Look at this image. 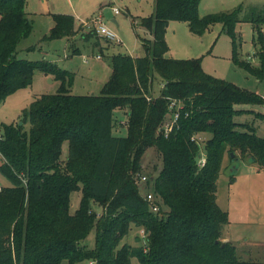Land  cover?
<instances>
[{
  "label": "trees",
  "instance_id": "trees-1",
  "mask_svg": "<svg viewBox=\"0 0 264 264\" xmlns=\"http://www.w3.org/2000/svg\"><path fill=\"white\" fill-rule=\"evenodd\" d=\"M153 13L134 23L149 39H140L141 57H111V75L99 95L69 94L73 73L49 61L18 58L32 32L24 0H0V103L30 86L39 70L59 82L55 94L40 95L22 110L20 123L0 125V264H264L241 260L231 243L220 241L227 212L216 200L225 155L264 170V138L235 118L264 106V95L205 73L201 59L166 56L169 22L187 23L202 35L220 24L232 40V61L264 82V13L242 8L200 17L201 0H154ZM53 27L42 41L71 38L74 19L52 15ZM252 23L258 32L257 65L240 60L234 28ZM85 38L95 35L90 31ZM161 85L152 96L153 82ZM263 96V97H262ZM181 102L178 120L164 132L170 103ZM125 114L124 137H115L113 112ZM256 119L264 121L263 113ZM28 124V129H25ZM68 153L61 160L62 145ZM160 157L146 187L155 197L153 212L135 183L147 150ZM204 153V165L199 166ZM81 193L71 211L70 195ZM94 206L101 207L98 213ZM146 238L136 247L120 246L130 226ZM94 231V244L86 239Z\"/></svg>",
  "mask_w": 264,
  "mask_h": 264
},
{
  "label": "rangeland",
  "instance_id": "rangeland-1",
  "mask_svg": "<svg viewBox=\"0 0 264 264\" xmlns=\"http://www.w3.org/2000/svg\"><path fill=\"white\" fill-rule=\"evenodd\" d=\"M153 1L45 0V8L47 7L52 15L70 16L74 19V23L78 24L79 21H89L93 17L92 15L100 10L107 21L108 28L122 42V45L107 44L104 40L100 41L96 36H92L90 41L102 42V49L91 51L90 48L83 49V46L78 45L81 54L72 55L73 50L69 48L68 51L65 48L64 51L63 49L64 38L51 41L40 40L49 34L52 17H41L44 16L45 11L41 0H24L25 9L29 13L27 17L32 21L33 26L30 36L20 43L18 50L35 43H39V45L35 51L29 53L19 51L18 58L29 61H47V58L43 56L44 53L55 57L59 56L61 59L55 64L60 69L73 73V82L69 87V94L75 96L99 95L102 86L110 78L111 57L113 55L128 56L130 54L133 57L143 55L140 39H148L149 37L140 26L134 28L132 21L139 22L141 18L150 16L153 12ZM238 7L242 8L240 17L248 15L250 10L264 13V0H201L198 13L200 17H204L209 14L231 12ZM112 8L119 10V14L115 16L118 26L111 22ZM260 32L264 40V25ZM78 34L80 35L81 32ZM234 34L237 39L238 58L256 66L254 54L259 47V35L253 24L249 22L237 23ZM165 42L168 47L167 57L179 60L201 59V68L205 73L230 82L239 88L263 94L264 82L256 83L257 80L254 77L234 65L232 40L222 32L220 24L211 25L202 35H197L189 30L187 23L172 21L166 27ZM63 51L65 55L68 52L71 54L69 59H62L65 56ZM96 55H99V60L95 59ZM59 87V82L52 75L36 70L30 86L17 90L0 103V125L20 123L22 110L27 108L33 99L40 95L55 94ZM160 89V82L155 80L152 86V96L158 97ZM235 108L251 109L254 107L236 105ZM255 115L243 114L235 119L247 123L253 127L258 137L264 138V121L256 119ZM113 118L115 128L112 135L124 137L126 134L125 114L121 110H115ZM25 129H28V124H25ZM67 153L68 145L64 142L61 160L66 158ZM141 165L143 175L156 174L161 166L160 157L153 149L147 150ZM253 166L246 160L236 162L232 160L230 154L225 155L217 181L216 195L219 206L228 215V222L223 225V230L232 235L239 258L264 262V170ZM1 182L10 186V183L6 180L4 182L0 176V186L2 185ZM80 196L79 191L70 195L71 211L77 208ZM96 207L98 206H94V209ZM96 211L100 213L101 207L97 208ZM140 235V229L131 225L120 246L125 244L132 247L139 246L143 242ZM86 244L89 248L93 247V230L88 234ZM131 264L139 263L136 258H131Z\"/></svg>",
  "mask_w": 264,
  "mask_h": 264
},
{
  "label": "built area",
  "instance_id": "built-area-1",
  "mask_svg": "<svg viewBox=\"0 0 264 264\" xmlns=\"http://www.w3.org/2000/svg\"><path fill=\"white\" fill-rule=\"evenodd\" d=\"M112 11L115 15L119 14V10L117 8H112ZM79 25L81 28L87 29V30H92L97 36L102 38L104 41L109 42V43H114L117 45H122L121 40L119 37L108 28L105 20L103 19L102 15L100 13L95 14L89 21L83 22L79 21ZM130 57L131 55L128 54ZM99 58V56H97ZM181 102L173 100L170 103V110L171 113L168 117L167 123L164 125L163 130L165 133L171 130L173 124L178 120L179 117V110L181 109ZM264 111V108H263ZM205 158H204V153L200 154V158L198 161V165L202 166L204 165ZM147 176L145 175H137L135 178V183L137 184L138 188L140 189V193L143 196V198L149 203V207L153 212L158 211V205L155 202V197L150 192L149 189L146 187V178ZM140 239L144 242L146 238V233L142 228H140ZM142 242V243H143ZM88 264H93L92 262Z\"/></svg>",
  "mask_w": 264,
  "mask_h": 264
},
{
  "label": "crops",
  "instance_id": "crops-1",
  "mask_svg": "<svg viewBox=\"0 0 264 264\" xmlns=\"http://www.w3.org/2000/svg\"><path fill=\"white\" fill-rule=\"evenodd\" d=\"M41 2L43 3V5H44V8H45V0H41ZM112 11V10H111ZM25 12H26V15H29V13L26 11V9H25ZM97 13H100L101 15H102V17H103V19L105 20V18H104V16H103V14L101 13V11L99 10L98 12H96V13H94L92 16H94L95 14H97ZM153 13V12H152ZM151 13V14H152ZM44 16H41V17H45V16H50L51 17V12L48 10V8L46 7L45 8V11H44ZM116 15L113 13V11H112V15H111V22L113 23V24H115V25H119L118 24V21H117V19H116V17H115ZM29 19V18H28ZM51 27L53 26V21H52V18H51ZM105 22H106V24H107V21L105 20ZM133 22L134 21H132V24H133ZM134 23H137V22H134ZM33 24V23H32ZM75 25L76 26H79V27H77L76 28V26H75V35L74 36H72L71 38H67V39H65V44H64V47H63V49H64V51H65V48H67L68 49V51H69V48L71 49V50H73L72 52H71V54L72 55H74V54H81L80 53V49L77 47L78 45H81V47L83 46V49H91V51H94L95 49H102V42H100V41H103V39L102 38H100L99 36H97L95 33V35H93V36H96L97 38H99V43H98V41L97 40H94L93 42H91L90 40L92 39L91 37L92 36H90L89 38H85L84 36L85 35H88V32L89 33H91L90 31H92V30H87V29H84V28H81V26L78 24V23H76L75 22ZM51 27H50V29H51ZM86 31V32H85ZM78 32H81V34L79 35L78 34ZM85 33V34H84ZM146 34H147V32H145ZM78 34V35H77ZM148 35V37L150 38V35L149 34H147ZM44 37V36H43ZM43 37L40 39L41 41H42V39H43ZM148 38V39H149ZM105 43H107V44H111V43H109V42H106V41H104ZM37 45H39V43H35V44H33V45H29V46H27V47H25V48H23V49H27V48H29V47H31V46H36V49L38 48V46ZM63 51V55H65V52ZM71 54H69V52L68 53H66V55L65 56H63L62 57V59H69V57L71 56ZM43 56H44V58H47V61H50V62H54V63H56L57 61H60V57L59 56H57V57H55V56H53V55H49L48 53H44L43 54ZM97 56H99V55H96V57H95V59H97V60H99L100 58H97ZM129 56V55H128ZM130 57V56H129ZM136 57H139V56H136ZM131 58L133 59V58H135V57H133V56H131ZM52 81V80H51ZM256 83H259L258 81L256 82ZM255 93H257V94H259V95H264V92H263V94H260L259 92H257V91H255ZM33 101V100H32ZM256 107H254V108H251L250 109V111H249V113H247L246 115H250V114H256V113H258V112H260V113H264V111H263V106H259V107H257L258 109H255ZM24 110V109H23ZM260 110V111H259ZM224 158H225V156H224ZM224 158H223V160H224ZM223 163V162H222ZM254 168H255V166H253ZM216 200H217V203H218V197H217V195H216ZM219 205V204H218ZM220 240H221V242H223V243H231L232 245H234V241H233V237H232V235H230L229 233H227V232H224V230H223V228H222V230H221V238H220ZM235 246V245H234ZM235 248H236V246H235ZM236 250H238L237 248H236Z\"/></svg>",
  "mask_w": 264,
  "mask_h": 264
},
{
  "label": "water",
  "instance_id": "water-1",
  "mask_svg": "<svg viewBox=\"0 0 264 264\" xmlns=\"http://www.w3.org/2000/svg\"><path fill=\"white\" fill-rule=\"evenodd\" d=\"M230 157L232 158L233 157V155L232 154H230ZM236 162H238L237 160H235Z\"/></svg>",
  "mask_w": 264,
  "mask_h": 264
}]
</instances>
